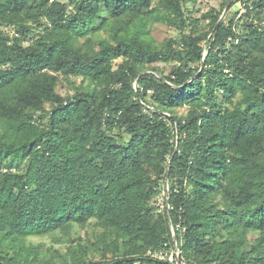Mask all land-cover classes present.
I'll return each instance as SVG.
<instances>
[{"label":"trees","instance_id":"trees-1","mask_svg":"<svg viewBox=\"0 0 264 264\" xmlns=\"http://www.w3.org/2000/svg\"><path fill=\"white\" fill-rule=\"evenodd\" d=\"M241 1L201 30L197 0H0V264H168L145 253L177 224L187 264H264V0Z\"/></svg>","mask_w":264,"mask_h":264},{"label":"rangeland","instance_id":"rangeland-1","mask_svg":"<svg viewBox=\"0 0 264 264\" xmlns=\"http://www.w3.org/2000/svg\"><path fill=\"white\" fill-rule=\"evenodd\" d=\"M228 1L227 5L222 12L221 19L228 21L230 18L235 17V20L238 24L245 19V8L243 6V1L241 0H197L194 5L187 4L186 11L193 17L199 19L198 27L201 30H207L209 27V20L202 18V14L208 11L211 8L221 9L222 3ZM231 5V6H230ZM228 6L229 9H228ZM235 13V15H234ZM241 25H239L240 27ZM4 31L13 32L12 27H4ZM188 29L185 30L187 33ZM102 35L104 33L101 32ZM181 33L165 23L162 22H152L150 25V37L151 39L159 44L167 37L179 38ZM120 62V59L114 60V63L117 64ZM159 66L164 74L168 73L171 63L158 62L156 64ZM77 78V82H79ZM57 91L61 95H66L68 92H71L69 85L64 80H59L57 84ZM149 99V96L147 97ZM49 105L46 103L45 108L48 109ZM188 107L183 106L177 109V114H184L187 111ZM1 160V157H0ZM166 189V185L163 186ZM164 198H162V193L157 196L155 201V206L160 207ZM96 230L91 224L84 226H74L69 233H64L61 231H56L54 233L43 235V236H32L26 239L27 242H31L34 245L40 246V250L43 255H52L53 257L59 252H64L66 247L69 244L77 243H91L95 240ZM98 256L95 255V258Z\"/></svg>","mask_w":264,"mask_h":264},{"label":"built area","instance_id":"built-area-1","mask_svg":"<svg viewBox=\"0 0 264 264\" xmlns=\"http://www.w3.org/2000/svg\"><path fill=\"white\" fill-rule=\"evenodd\" d=\"M161 193L162 198H167V185L166 189H164L163 187ZM163 205L164 199L160 207L162 208ZM184 230L185 228L182 227L180 224H177L175 226L172 225L171 234L173 237V243L170 244L168 242H164L161 246L157 248H148L145 254L155 260L163 261L168 264H187L185 258L181 254V251L178 247V242L181 241Z\"/></svg>","mask_w":264,"mask_h":264},{"label":"water","instance_id":"water-1","mask_svg":"<svg viewBox=\"0 0 264 264\" xmlns=\"http://www.w3.org/2000/svg\"><path fill=\"white\" fill-rule=\"evenodd\" d=\"M221 18L219 19V22H220Z\"/></svg>","mask_w":264,"mask_h":264}]
</instances>
